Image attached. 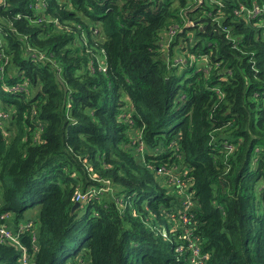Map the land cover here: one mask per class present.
<instances>
[{
    "label": "trees",
    "instance_id": "1",
    "mask_svg": "<svg viewBox=\"0 0 264 264\" xmlns=\"http://www.w3.org/2000/svg\"><path fill=\"white\" fill-rule=\"evenodd\" d=\"M188 2L0 0V210L37 220L32 264H190L181 231L153 230L185 196L156 172L175 164L208 264H264V0ZM78 189L96 192L73 211ZM19 257L0 241V264Z\"/></svg>",
    "mask_w": 264,
    "mask_h": 264
},
{
    "label": "built area",
    "instance_id": "2",
    "mask_svg": "<svg viewBox=\"0 0 264 264\" xmlns=\"http://www.w3.org/2000/svg\"><path fill=\"white\" fill-rule=\"evenodd\" d=\"M210 1L211 3H219V0ZM197 2L204 3L207 2V0H197ZM238 7L239 8L236 9L235 12L249 20L258 16L262 11V8L256 2L251 7L245 4H240ZM101 63H103V61ZM103 69L105 70V68ZM3 121H5V123L8 121V114L0 112V125H2ZM134 140V142L138 141L141 142V144H145L143 134H138ZM140 148L139 153H143L146 144L145 147L141 146ZM149 167L152 168L151 165H149ZM188 170V167L180 164L171 165L169 168L165 166L157 168V174L167 176V182L176 186V189L183 192L185 196L182 197L178 211L170 214L169 225H158L154 227L153 230L158 234L163 235L165 238L169 237L168 229H170L173 234L181 231L180 238L177 239V242H175L174 239L170 240L171 242L176 243L175 252L178 259L181 257L182 259H188L190 264H208L210 253L203 252L200 241L201 237L199 234L195 233L197 220L193 218V215L195 214L194 210L197 207V199L194 196V191H190L193 181L188 177ZM95 192V190L82 191L78 189L75 193V202L78 201L84 203L90 201L95 195ZM38 227L39 225L35 218H22L21 220H15V216L11 211L0 210V241L8 243L20 251V264L33 263L35 254L39 249ZM26 233L31 234L32 249L24 241V235Z\"/></svg>",
    "mask_w": 264,
    "mask_h": 264
},
{
    "label": "rangeland",
    "instance_id": "3",
    "mask_svg": "<svg viewBox=\"0 0 264 264\" xmlns=\"http://www.w3.org/2000/svg\"><path fill=\"white\" fill-rule=\"evenodd\" d=\"M195 0H189V2L188 3H191V2H194ZM201 5H204V3H201V2H199V4H197V6L195 7V8H199V7H201ZM41 6H42V4L41 5H38L37 6V13L38 14H41V10H42V8H41ZM197 9H195V11H196ZM194 11V10H193ZM209 12V11H208ZM207 12V13H208ZM204 15V14H203ZM198 22H200V21H198ZM198 22H190V21H188V22H186L187 23V25L188 24H192V25H195V24H197ZM201 26H203V27H207L208 25H203V24H201ZM176 29H178V30H183L182 29V27H178V25H175L174 27H172L169 31H167L166 33H165V35L166 36H168V37H171V36H173V35H175L176 34ZM196 34V28L195 29H190L189 30V34H188V36H181L180 37V39H179V41L177 42V43H175V46L172 44L171 46H170V48L167 50L168 51V53L167 54H169V56H173V57H175V59L174 60H176V61H181V62H184V64H186L187 63V61H188V59H187V53H188V42H185V41H183V38H188L189 39V41L190 42H192L194 39L196 40V41H198V39L199 38H196L194 35ZM7 45V41H5L4 39H3V37H1L0 36V47L2 48V47H4V46H6ZM168 46H169V43L166 45V47L165 48H168ZM172 46H174V53L173 54H171L172 53V51H171V48H172ZM181 48L183 49V50H181ZM176 50V51H175ZM209 65H210V62H209ZM182 67L184 66L183 64L181 65ZM208 69H209V67L208 66H204L203 67V70L204 71H208ZM198 71V70H197ZM196 71H194L193 72V74L195 73ZM124 100H126V99H124ZM131 108V107H130ZM132 124H134V122L132 121ZM131 134H132V131H131ZM139 138H140V136H139ZM134 139H132V142H133V146L131 145L130 146V148L131 149H133L134 150V152H136V154H138L139 155V152H140V147L141 146H143V147H145V144L143 143V144H141V142H139V146H136L135 144H134ZM232 147V146H231ZM145 149V148H144ZM143 152V151H142ZM140 156V155H139ZM125 205H126V203H125ZM32 210H36L37 211V207H34V208H30V212H32ZM76 244H77V242H75V243H73V248L76 246Z\"/></svg>",
    "mask_w": 264,
    "mask_h": 264
},
{
    "label": "water",
    "instance_id": "4",
    "mask_svg": "<svg viewBox=\"0 0 264 264\" xmlns=\"http://www.w3.org/2000/svg\"><path fill=\"white\" fill-rule=\"evenodd\" d=\"M4 5H1V7L0 8H2ZM58 77L60 78V76L58 75ZM81 202H78V201H76L75 203H74V206H73V211L76 209V208H78L79 206H81Z\"/></svg>",
    "mask_w": 264,
    "mask_h": 264
},
{
    "label": "crops",
    "instance_id": "5",
    "mask_svg": "<svg viewBox=\"0 0 264 264\" xmlns=\"http://www.w3.org/2000/svg\"><path fill=\"white\" fill-rule=\"evenodd\" d=\"M28 212H30V210ZM35 212H37V211L36 210H32V212L29 213V214H34Z\"/></svg>",
    "mask_w": 264,
    "mask_h": 264
}]
</instances>
